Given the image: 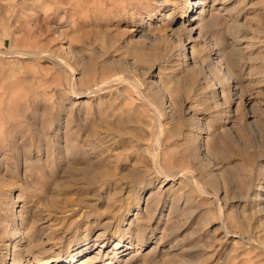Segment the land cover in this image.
<instances>
[{"label":"rangeland","instance_id":"374dc122","mask_svg":"<svg viewBox=\"0 0 264 264\" xmlns=\"http://www.w3.org/2000/svg\"><path fill=\"white\" fill-rule=\"evenodd\" d=\"M189 2L0 0V264H264V0Z\"/></svg>","mask_w":264,"mask_h":264},{"label":"bare ground","instance_id":"6f19581e","mask_svg":"<svg viewBox=\"0 0 264 264\" xmlns=\"http://www.w3.org/2000/svg\"><path fill=\"white\" fill-rule=\"evenodd\" d=\"M181 2H183V4L185 5V7H183L182 9H180V12H181V18H184L183 17V15H185V14H187V12L190 10V2H189V0H180ZM208 0H196V2H194L193 3V7H197V8H199V12H198V15L200 16V19L199 20H202L203 18V16H204V12H205V8H204V6L206 5V2H207ZM217 0H213V2H216ZM221 4H223V2L221 3ZM174 8H176V6L174 7ZM172 25H173V23H171ZM198 27H191L190 29H189V32L191 33V32H193L195 29H197ZM134 32V34L136 35V34H140L142 31L141 30H134L133 31ZM235 50V49H234ZM191 53H190V56H191V58L194 56V53H193V51H190ZM237 54V53H236ZM202 67V66H201ZM161 174H163V173H161ZM162 176H164V177H166V178H168V177H170L171 178V180H174V178L176 177V175H167V174H163ZM162 186H160L159 188H161ZM258 187V191H261L262 193H257L256 195H255V197H256V199L258 200V202H264V182L263 183H261V184H259V186H257ZM139 205L137 204L136 205V208H135V210L137 211V210H139ZM264 226V225H263ZM141 231V230H140ZM139 231V232H140ZM138 232V233H139ZM142 232V231H141ZM140 232V233H141ZM136 234V233H135ZM143 234V233H142ZM140 235V234H139ZM138 235V236H139ZM145 235V234H144ZM164 237V236H163ZM162 237V235H161V238L162 239H160V240H163L164 238ZM99 238V240H100V237H98ZM137 238V237H136ZM141 238H139V240H140ZM143 240H144V237L142 238ZM104 240V239H103ZM159 240V241H160ZM98 242V241H97ZM109 242V240H107V238L105 239V241L104 242H100V243H103V244H100L99 246L101 247V248H103V247H105L106 245H107V243ZM106 243V244H105ZM235 243H237V242H235ZM98 246V247H99ZM76 251V254H78L81 250H75ZM75 251H74V253H75ZM75 255V254H74ZM73 256V255H72ZM71 259H68V260H64L63 261V263L64 264H71ZM54 261H48V262H46V263H42V264H51V263H53Z\"/></svg>","mask_w":264,"mask_h":264}]
</instances>
